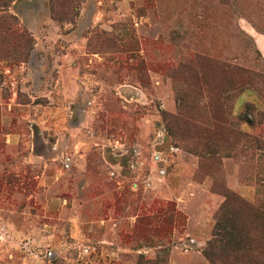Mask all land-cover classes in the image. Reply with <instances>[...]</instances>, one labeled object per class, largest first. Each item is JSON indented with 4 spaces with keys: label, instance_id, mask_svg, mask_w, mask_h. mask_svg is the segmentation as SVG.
I'll return each mask as SVG.
<instances>
[{
    "label": "rangeland",
    "instance_id": "rangeland-1",
    "mask_svg": "<svg viewBox=\"0 0 264 264\" xmlns=\"http://www.w3.org/2000/svg\"><path fill=\"white\" fill-rule=\"evenodd\" d=\"M258 34L264 0H0V264H212L229 193L263 247Z\"/></svg>",
    "mask_w": 264,
    "mask_h": 264
},
{
    "label": "trees",
    "instance_id": "trees-1",
    "mask_svg": "<svg viewBox=\"0 0 264 264\" xmlns=\"http://www.w3.org/2000/svg\"><path fill=\"white\" fill-rule=\"evenodd\" d=\"M224 69V67H221ZM226 73H235L230 67H227ZM225 72V70L223 71ZM258 78H263L259 76ZM239 81L248 79V83L252 82L251 72L239 74ZM240 86V85H238ZM237 86V87H238ZM232 89H234L232 87ZM234 204L241 208L247 206L246 202L234 193L226 195V202L219 212V223L214 229L213 238L208 242L204 249V255L212 264H264V244L263 247L255 249L257 244L252 238L255 230L253 226H249L248 222L242 219V209H232ZM164 212H170V206L160 207L154 216L162 215ZM257 228V227H256Z\"/></svg>",
    "mask_w": 264,
    "mask_h": 264
},
{
    "label": "crops",
    "instance_id": "crops-1",
    "mask_svg": "<svg viewBox=\"0 0 264 264\" xmlns=\"http://www.w3.org/2000/svg\"><path fill=\"white\" fill-rule=\"evenodd\" d=\"M257 47L264 58V34H258L255 40Z\"/></svg>",
    "mask_w": 264,
    "mask_h": 264
}]
</instances>
